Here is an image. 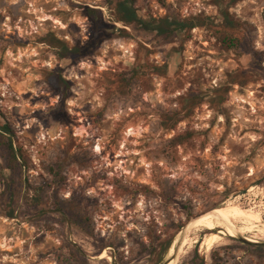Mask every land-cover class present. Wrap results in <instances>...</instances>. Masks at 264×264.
<instances>
[{
	"label": "rangeland",
	"instance_id": "obj_1",
	"mask_svg": "<svg viewBox=\"0 0 264 264\" xmlns=\"http://www.w3.org/2000/svg\"><path fill=\"white\" fill-rule=\"evenodd\" d=\"M131 2L0 0V264H264V0Z\"/></svg>",
	"mask_w": 264,
	"mask_h": 264
},
{
	"label": "trees",
	"instance_id": "obj_2",
	"mask_svg": "<svg viewBox=\"0 0 264 264\" xmlns=\"http://www.w3.org/2000/svg\"><path fill=\"white\" fill-rule=\"evenodd\" d=\"M113 2L112 7L115 9L118 22H122L126 26H136L147 31L158 43L167 42L175 34L189 31L198 25L195 20H180L171 14H167L162 18L145 20L138 16L131 0H113ZM0 129L6 133L10 131L5 120H2ZM173 141L174 143H181L183 141V135L176 136ZM9 148L13 158L15 160L18 159L11 144H9Z\"/></svg>",
	"mask_w": 264,
	"mask_h": 264
},
{
	"label": "bare ground",
	"instance_id": "obj_3",
	"mask_svg": "<svg viewBox=\"0 0 264 264\" xmlns=\"http://www.w3.org/2000/svg\"><path fill=\"white\" fill-rule=\"evenodd\" d=\"M96 149H97V151H100L99 147H97ZM227 222H229V220ZM248 224H250V223H248ZM212 225H219L223 229V231L227 234H231L234 231L232 228L225 227V221H224L221 213L220 214L219 213L204 214L201 217H198V218L194 219L192 222H190L186 226V229L190 228L188 231H192V230H195V229L202 227V226H212ZM253 227H254L253 230L255 231V233H258V235H261L264 237V223H261L259 225H254ZM237 231L240 233L242 232L241 229H237ZM173 247H174V245H172L169 250H173Z\"/></svg>",
	"mask_w": 264,
	"mask_h": 264
},
{
	"label": "water",
	"instance_id": "obj_4",
	"mask_svg": "<svg viewBox=\"0 0 264 264\" xmlns=\"http://www.w3.org/2000/svg\"><path fill=\"white\" fill-rule=\"evenodd\" d=\"M185 230H186V227L183 229V231H182V235H181L180 238L178 239V245H179V243L181 242V239H182V236H183V233L185 232ZM171 257H173L174 259H177L176 252H174L173 256H171Z\"/></svg>",
	"mask_w": 264,
	"mask_h": 264
}]
</instances>
